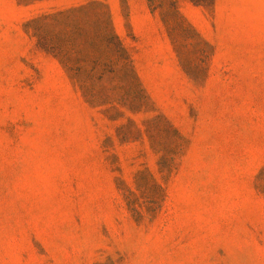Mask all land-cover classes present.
Masks as SVG:
<instances>
[{"label":"rangeland","instance_id":"rangeland-1","mask_svg":"<svg viewBox=\"0 0 264 264\" xmlns=\"http://www.w3.org/2000/svg\"><path fill=\"white\" fill-rule=\"evenodd\" d=\"M90 1L0 0V264H264V0H104L141 108L38 46Z\"/></svg>","mask_w":264,"mask_h":264},{"label":"trees","instance_id":"trees-1","mask_svg":"<svg viewBox=\"0 0 264 264\" xmlns=\"http://www.w3.org/2000/svg\"><path fill=\"white\" fill-rule=\"evenodd\" d=\"M172 10V17L178 23L190 28V25L182 18L179 14L175 1L169 0ZM95 13L96 18L94 21H88L82 19L80 14L86 15L88 12ZM62 15L58 13L53 16H42L40 19L31 20L28 24L30 25L31 30H33L35 37L38 39L39 48L46 52L50 53L53 56L57 57L62 64V66L67 70H72V62L70 58L73 54L83 56L80 60L79 70L86 73L85 78L88 82L89 89H95L97 83L100 82L106 73L110 74V64L112 63L113 57H116V61L120 66L121 71L123 72L124 77L134 86L137 91V94L142 100L140 108L149 103V98L144 92L141 83L134 71L132 60L121 45L119 39L114 34L109 12L104 0H94L90 1L85 5L78 6L77 8H72L67 11L65 19L67 20V25L65 27L64 34H54L52 29L45 28V21L48 19H53L55 22H58L56 17ZM42 21L43 24L38 25V22ZM96 25L97 28L92 31L90 38H94V42L87 43L82 40L83 35L85 34V28L89 27L88 24ZM191 29V28H190ZM63 36L66 39L65 42H57L59 36ZM88 37V36H87ZM85 84L81 85V89H87ZM135 101L131 102L129 106H135ZM105 105V104H103ZM161 118L162 121L166 122L161 116H158L156 119ZM129 123H132L129 121ZM167 131L171 132L175 137L179 139V135L172 128V126L166 122ZM159 172L161 174L167 173L168 168V159L165 156H162L159 159ZM264 171V168H263ZM151 192L152 197L157 200L159 197H163L164 188L162 185L158 184L151 177Z\"/></svg>","mask_w":264,"mask_h":264},{"label":"crops","instance_id":"crops-1","mask_svg":"<svg viewBox=\"0 0 264 264\" xmlns=\"http://www.w3.org/2000/svg\"><path fill=\"white\" fill-rule=\"evenodd\" d=\"M106 3H107V5L109 6V9H110V13H111V15H113V17L115 16V17H117V0H106ZM134 13V11L133 12H131V16H132V14ZM143 17L144 18H148V15H147V13L146 12H143Z\"/></svg>","mask_w":264,"mask_h":264}]
</instances>
